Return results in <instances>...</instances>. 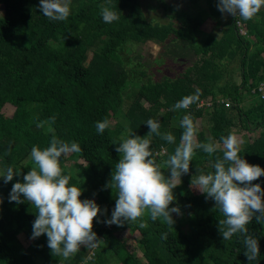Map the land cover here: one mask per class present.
I'll return each instance as SVG.
<instances>
[{
  "label": "trees",
  "instance_id": "16d2710c",
  "mask_svg": "<svg viewBox=\"0 0 264 264\" xmlns=\"http://www.w3.org/2000/svg\"><path fill=\"white\" fill-rule=\"evenodd\" d=\"M184 1L191 5L196 0ZM39 2L0 0V169L6 171L11 167L14 171L13 180L7 184L0 177V264H97L93 256L85 260L88 253L85 248L68 259L53 255L46 235L31 238L37 212L34 205L23 197L22 203L9 202L12 185L23 183V176L34 167L31 148L48 147L53 136L65 142H77L82 148L78 155L86 169L78 166L81 177L66 170L63 155L59 162L62 174L71 176L69 185L81 188L79 199H88L90 194L101 209L92 228L101 241L96 249L102 258L98 264H110L108 259L113 264H135L130 252L115 237L117 232L127 230L139 233L137 245L144 264H264V223L258 224L253 219L247 225L249 234L259 243V256L249 262L244 255L246 249L241 234L223 240L219 221L225 217L216 209L214 200L198 190L195 195L189 194L188 176L214 171L212 163L216 156H222V149L212 156L195 149L189 173L182 175L180 186L173 189V195L186 199L185 232H173L163 220L152 221L147 213L137 222H126L122 226L105 224L115 207V190L109 186L103 172L104 166L115 170L121 158L115 151L121 142L120 135L131 129L134 135L143 138L142 129L149 132L145 124L148 119L160 123L161 133L170 132L176 138L174 144H169L153 135L151 150L166 149L162 155L165 160L174 153L183 129L172 127L169 124L172 113L162 109H170L187 96L183 88L187 75L146 82L130 90L126 85L127 71L115 54L116 47L126 41L164 43L167 40L185 43L195 56H207L197 69V80L203 83L202 96H209L201 99L210 106L196 108L197 101L184 109L194 122L204 110H211L209 135L197 132L198 141L207 143L211 138L219 142L221 136L228 135L229 129L242 132L241 157L264 169V99L255 91L250 92L264 83V57L260 58L264 56V6L251 20H243L218 11V0H203L205 9L199 11V18L180 13L167 17V23L159 24L146 21L137 0H111L109 6L120 16L112 23L103 22L100 15L105 0H70V15L59 22L45 18L39 11ZM202 13L204 20L213 18L222 32L219 38L207 35L200 44H195L194 35L202 23ZM224 16L229 18L218 25ZM236 20L244 36L238 34ZM48 32L62 45L61 50L49 46ZM239 50L240 83L226 86L225 81L217 91L213 82L221 79V72L215 60H232ZM247 88L256 100L244 110L242 91L247 92ZM219 90L224 95L219 96ZM129 99L132 102L123 111L124 100ZM219 99L231 105L220 110ZM5 103L14 105L9 117L1 113ZM52 116H55L54 123L37 127L39 122ZM103 120H113V126L98 134L95 124ZM22 160L25 161L21 163ZM162 171L166 177L169 175L168 171ZM252 183L264 190V176ZM141 222L147 226L141 228ZM146 228L150 229V237ZM18 235L29 239L26 247L20 244Z\"/></svg>",
  "mask_w": 264,
  "mask_h": 264
},
{
  "label": "clouds",
  "instance_id": "9594fccd",
  "mask_svg": "<svg viewBox=\"0 0 264 264\" xmlns=\"http://www.w3.org/2000/svg\"><path fill=\"white\" fill-rule=\"evenodd\" d=\"M109 5L111 0H105V6L100 9L105 23L120 19ZM262 6L264 0H218L217 3V9L222 14L239 16L243 20H251ZM39 11L49 20L65 21L70 15V0H40ZM253 91L259 97L256 88L250 92ZM199 96L200 90L197 89L196 94L184 96L169 111L188 109L199 100ZM54 122L55 116H52L39 122L37 127ZM145 124L149 129L145 137L136 136L131 129H127L115 149L121 154V158L115 165L109 186L117 189V199L111 219L104 223L122 226L126 222H136L147 213L152 221L162 219L172 227V214H180L179 207H169L175 199L173 189L180 185L182 175L189 173L195 149H201L212 156L222 144V156H216L212 163L214 171L206 174L200 172L193 176L191 186L214 200L216 209L225 217L219 221L223 240H229L234 234H241L246 249L245 257L249 262L256 260L259 256V243L249 234L247 225L253 219L258 224L264 223V190L259 184L252 183L264 176V169L259 165L249 164L241 157L242 141L235 133H229L221 136L219 142L209 138L207 143H201L197 139L198 129L192 117L184 115L180 120L183 131L179 144L174 153L163 162L169 172L166 177L156 159L160 153L151 150V137L155 135L169 144H174L176 138L170 132L161 133V125L157 120L148 119ZM108 127L107 120L95 124L98 134H103ZM81 152L82 148L77 142H65L55 136L44 149L33 146L30 159L34 167L23 176V183L16 182L12 185L9 193V202L22 203L23 197L37 210L31 238L46 235L51 253L64 259L74 255L81 246L95 248L101 242L92 231L93 220L101 212L100 207L94 200L81 201V188L70 186L71 176L62 174L60 167L62 155ZM13 175V169L8 167L0 177L7 184L13 180ZM139 226L144 228L147 225L141 222Z\"/></svg>",
  "mask_w": 264,
  "mask_h": 264
},
{
  "label": "rangeland",
  "instance_id": "374dc122",
  "mask_svg": "<svg viewBox=\"0 0 264 264\" xmlns=\"http://www.w3.org/2000/svg\"><path fill=\"white\" fill-rule=\"evenodd\" d=\"M140 6V9L142 13L144 14V17L146 21H154L159 24H165L168 22V18H171L173 16H176L178 14H189L191 16L199 18V11L204 12L205 4L203 0H196L195 3H192L191 5L185 2L184 0H137ZM2 14V8L0 6V15ZM180 14V15H181ZM225 16L221 18L219 21L220 23H224L226 19L229 17ZM202 23L200 24L197 32L195 33V44H200L204 38L207 35H213L214 38H219L221 34V26H217L215 24V20L212 18H205L204 21V14L202 13ZM173 21V20H171ZM176 26V25H175ZM49 35V46L54 50H61L62 45L53 37V35L48 32ZM249 40L253 41L251 37H249ZM168 42L164 43H153L150 41L144 42V43H134L130 41H126L122 44H120L115 49V54L117 55V59L119 60L120 64L125 68L127 71V88L130 90H134L137 87H139L141 84H144L146 82H155V81H161L163 78H169L170 80H174V78L182 77L183 75H187V79L185 80L183 84L184 92L186 95H194L197 92V89L200 90V96L199 99L202 97L209 98V96H202L201 88L203 86V83H200L197 79V69L200 66V63L207 58V56H195L192 54L189 47L185 45L183 42H172L167 40ZM239 50L236 54V56L232 60H215V63L217 64L219 72H221V79H217L213 84H215L218 91V86H223L224 82H228L226 86H229L230 84L235 83V85L240 83V71H239V58H240V52ZM256 63V62H255ZM254 63V64H255ZM249 82V81H248ZM247 92H244L242 94L241 99V107L242 109H247L251 104L255 103V96H249L248 101L251 103H246L242 101L244 98H247L248 92L250 91L249 88L246 89ZM217 94L220 96L224 95V92L219 90ZM217 95V96H218ZM204 101L203 99L198 100ZM132 102V99L124 100V103L122 105L123 111H126V106ZM231 105V103H230ZM14 105L4 104V106L1 109V113H3L5 116L9 117L11 113L13 112ZM144 107H148V105L144 104ZM225 106H219L220 108H224ZM207 108L208 107H202ZM166 109V113H172L170 114V121L169 124L172 127L179 128L180 127V120L181 118L186 115V111L178 110L175 112L169 111V107L164 108L162 110ZM229 109V108H228ZM226 109V111H228ZM161 112L163 113V111ZM221 110V109H220ZM211 110H207L203 112L202 116L200 118H197L195 120V125L198 129L197 132H202L205 136L208 137L209 130L212 125V120L210 117ZM231 113V112H230ZM114 121L109 120V126H113ZM259 131V130H258ZM258 131H255L253 134L256 135ZM142 132L146 136L148 132L146 131V128L142 129ZM227 133H236L233 129H229ZM143 136V137H145ZM122 136L120 135V138ZM238 139L242 141V133L239 134ZM209 140V139H208ZM152 141V137H151ZM179 144V141L177 142V145ZM243 146V143L240 145ZM165 153V152H164ZM164 155V154H162ZM162 155L160 154L157 157V163L161 164L162 170L168 171L166 167L163 166V162L165 161L164 158H162ZM64 166L67 171H72L76 175L81 177L80 171L78 166L86 167L84 163L79 158V155L74 153L72 155L64 156ZM25 160H22L24 162ZM18 165H15L14 167H17ZM86 169V168H85ZM103 168V172L105 177L108 179V181L111 183L112 173L113 169L110 168ZM6 171H3L0 169V175L5 174ZM169 173V172H168ZM185 176V175H184ZM189 180H192V176H188ZM180 186V185H179ZM188 190L190 191L189 194L195 195L197 193V189L191 186L189 184ZM114 202L117 199V189L114 188ZM175 199L174 201L169 205V207H179L180 214L177 215L176 213L172 214V219L174 220V224L171 226L167 225L171 231L173 232H185L186 231V220L188 216V209L185 203L186 199L179 198L178 194L174 195ZM88 199L92 200V196L88 194ZM139 219V218H138ZM162 220V219H160ZM138 221V220H137ZM136 221V222H137ZM150 229L146 228V234L148 237L151 235ZM115 237L119 239L121 246H123L128 252H130L132 261L135 264H144L145 261L141 256V252L137 245V240L139 239V233L135 230L133 231H121L117 232L115 234ZM18 241L23 247H26L27 243L29 242V239L24 238L23 235L17 236ZM85 248L88 250L87 256L85 257V260L88 261V257L93 256L92 258L96 259V263L98 264L99 261L102 260V258H99L98 252H96L97 247L95 248H89L86 246H81L80 249ZM90 253V254H89ZM101 257V256H100ZM105 259V258H103ZM108 259V258H107ZM110 264H113L108 259ZM105 262H107L105 260Z\"/></svg>",
  "mask_w": 264,
  "mask_h": 264
},
{
  "label": "built area",
  "instance_id": "2783aa9c",
  "mask_svg": "<svg viewBox=\"0 0 264 264\" xmlns=\"http://www.w3.org/2000/svg\"><path fill=\"white\" fill-rule=\"evenodd\" d=\"M236 17L238 18L239 16H236ZM235 25H236V27H238V34L241 35V36H244V31L240 27V22L238 20H236ZM256 92L259 95L260 99H264V84L263 83H259L257 85ZM217 104H222L223 106L228 107V102L224 101L222 99H219L217 101ZM209 106H210L209 102H199V104L198 103L196 104V108L209 107ZM155 152H159L161 155L164 154L163 148H159V150L154 151V153Z\"/></svg>",
  "mask_w": 264,
  "mask_h": 264
},
{
  "label": "crops",
  "instance_id": "0c3cea01",
  "mask_svg": "<svg viewBox=\"0 0 264 264\" xmlns=\"http://www.w3.org/2000/svg\"><path fill=\"white\" fill-rule=\"evenodd\" d=\"M206 20V19H205ZM204 20V21H205ZM264 56L263 55H261L260 56V58H263ZM243 93L245 92L244 90L242 91ZM249 96H252V95H250V94H248V96H247V98H244L242 101H244V102H246V103H250L249 101H248V97ZM253 97V96H252ZM255 100H256V98H255ZM198 103V102H197ZM241 104H242V102H241ZM251 104V103H250ZM252 105V104H251ZM258 131V130H257ZM242 133V132H241ZM241 133H237L236 135L238 136L239 134H241ZM240 148H242L241 146H240ZM220 149H222V144H221V148ZM189 186V185H188Z\"/></svg>",
  "mask_w": 264,
  "mask_h": 264
}]
</instances>
